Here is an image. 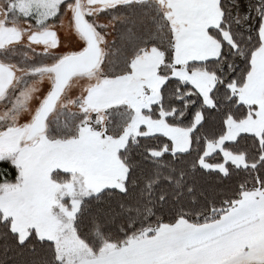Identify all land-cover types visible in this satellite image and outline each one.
I'll return each instance as SVG.
<instances>
[{
	"label": "snow or ice",
	"instance_id": "snow-or-ice-1",
	"mask_svg": "<svg viewBox=\"0 0 264 264\" xmlns=\"http://www.w3.org/2000/svg\"><path fill=\"white\" fill-rule=\"evenodd\" d=\"M0 264H264V0H0Z\"/></svg>",
	"mask_w": 264,
	"mask_h": 264
},
{
	"label": "trees",
	"instance_id": "trees-1",
	"mask_svg": "<svg viewBox=\"0 0 264 264\" xmlns=\"http://www.w3.org/2000/svg\"><path fill=\"white\" fill-rule=\"evenodd\" d=\"M4 257H3V252H2V250H0V259H3Z\"/></svg>",
	"mask_w": 264,
	"mask_h": 264
}]
</instances>
